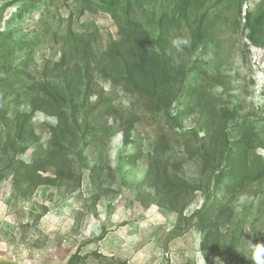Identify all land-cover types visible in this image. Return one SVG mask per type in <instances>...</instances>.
I'll use <instances>...</instances> for the list:
<instances>
[{"label": "rangeland", "instance_id": "1", "mask_svg": "<svg viewBox=\"0 0 264 264\" xmlns=\"http://www.w3.org/2000/svg\"><path fill=\"white\" fill-rule=\"evenodd\" d=\"M132 2L138 8L133 19H144L142 8L159 12V0ZM209 7L220 16L211 17L216 45L203 56L195 55L202 70L189 77L183 88L196 86L195 105L210 96L217 105L235 109L238 118H249L260 138L255 153L264 160V47L250 45L243 28L244 15L257 16L264 10V0H245L240 14L236 5L228 9L225 3L217 6L206 0L203 9ZM191 15L192 20L195 13ZM118 39V28L109 15L83 12L78 0H0V112L7 111L6 131L13 132L16 113L28 111L39 83L63 84L64 78L74 74L73 64L60 63L64 54L72 53L69 43L83 41L99 56L111 40ZM22 42V50L7 52ZM72 86L82 94L80 85ZM91 88L90 95L84 101L80 96L68 111V116L74 114L84 122L85 130L83 126L76 137H64L76 146L84 144L81 161L59 164L67 177L54 185L27 182L18 162L29 164L50 150V128L56 126V117L35 113L31 126L39 142L15 158L4 152L5 129L0 125V264H66L75 253L86 264H252V233L264 227V182L226 200L236 215L228 222L229 230L239 225L241 235L231 259L203 253L202 232L192 227L176 235L178 213L173 210L183 208L185 218L199 210L206 202L209 175L201 176L194 157L185 155L183 142L175 138L161 156L169 172L180 168L195 191L173 204V210L165 207L160 198L152 196L144 179L155 157L153 146L160 129L168 135L172 130L162 120L152 121L143 101L97 73ZM187 103L179 97L172 105L173 115ZM109 105L115 113L106 119L98 117ZM210 116L205 108L180 115V128L187 131ZM129 122L134 124L132 141L126 145L123 132ZM105 129L109 135H92ZM133 155L137 158L128 159ZM53 175L49 168L39 173L41 178ZM186 224L182 221L180 230ZM224 235L220 233L221 241Z\"/></svg>", "mask_w": 264, "mask_h": 264}, {"label": "trees", "instance_id": "2", "mask_svg": "<svg viewBox=\"0 0 264 264\" xmlns=\"http://www.w3.org/2000/svg\"><path fill=\"white\" fill-rule=\"evenodd\" d=\"M78 1L83 12L100 11L109 15L118 28L119 39L111 40L99 56L91 53L89 45L83 44V41L69 43L72 53L64 54L60 63L67 67L73 64L74 74L64 78L63 84L50 80L39 83L28 111L15 114L13 132L6 131L7 111L0 112L1 129H5L4 152L15 158L39 142L31 126L35 113L43 112L54 116L57 124L50 128V150L42 152L29 164H18L19 168L24 170L29 183L50 186L57 180H64L67 176L58 165L66 161L69 166L72 160L80 162L84 149L83 143L79 147L72 139L64 138L68 135L71 138L76 137L83 126L85 130L84 122L77 121L74 114L70 113L68 116V111L80 96L84 101V98L90 95L93 76L97 73L107 82L120 85L127 94L143 101V108L151 113V120L159 123L162 120L166 129L172 130V134L168 135L164 133L163 128L160 129L161 132L153 146L155 157L144 179V183L152 189L155 199L160 198L165 207L173 210V204H178L180 198L195 191L180 174V168L169 172L168 162L161 156L163 151L170 149L175 143V138L183 142L185 155L194 157L201 176L209 175L205 190L206 202L199 210L185 218L183 208H174L173 211L178 213L176 235H182L193 227L204 234L200 245L203 253H212L223 260L231 259L239 246L241 235L238 233L239 225L229 230L228 222L236 219V215L233 214L230 202L226 200L244 193L252 184L264 182V160L255 153L260 138L249 118H238L235 109L228 105H217V101L212 100L210 96L200 100L205 101L203 104L195 105L193 101L198 97L196 86L183 88L189 77L202 70V65L198 64L195 55L199 53L198 55L203 56L216 45L211 31L214 26L211 17L219 18V11L213 9L214 7L203 9L206 0H159V12L149 13L142 8L144 19L141 20L132 17L137 8L132 0ZM213 1L217 6L225 3L228 9L236 5L240 14L245 0ZM192 13H195V18L191 20ZM243 21L248 43L253 47H264V10L257 16L245 14ZM181 34L190 38L191 46L185 48L183 53L175 54L170 39ZM22 44L23 42L9 48L7 52L13 54L22 50ZM170 51L173 55L168 54ZM76 84L83 88L82 94L79 93L80 88L72 86ZM179 97L188 100V103L182 104L180 111L173 115L172 105ZM201 108H205L211 116L197 121L187 131L182 130L178 116L192 111L199 112ZM112 113H115L114 107L109 105L98 117L106 119ZM69 124L73 126L69 127ZM133 125V122H129L124 127L126 145L132 141ZM92 135L106 136L109 135V130L105 129L102 133ZM136 158L137 156L133 155L128 159ZM48 168L54 170L53 177L41 178L39 173L46 172ZM92 171L96 172L97 167ZM184 220L187 224L180 230ZM262 228L263 230L252 233L253 244L264 243V227ZM222 232L226 234L225 241L219 239ZM66 264L86 263L80 254L75 253Z\"/></svg>", "mask_w": 264, "mask_h": 264}, {"label": "clouds", "instance_id": "3", "mask_svg": "<svg viewBox=\"0 0 264 264\" xmlns=\"http://www.w3.org/2000/svg\"><path fill=\"white\" fill-rule=\"evenodd\" d=\"M171 48L175 50V54L183 53L184 49L191 46V40L186 35H175L170 39ZM169 55H173L170 51ZM175 58V56H174ZM250 260L252 264H264V243L253 244L251 242Z\"/></svg>", "mask_w": 264, "mask_h": 264}]
</instances>
